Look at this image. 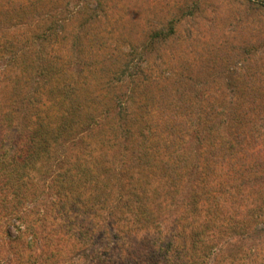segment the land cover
Here are the masks:
<instances>
[{"label": "trees", "instance_id": "1", "mask_svg": "<svg viewBox=\"0 0 264 264\" xmlns=\"http://www.w3.org/2000/svg\"><path fill=\"white\" fill-rule=\"evenodd\" d=\"M12 44L4 38L0 42L4 63L14 68L13 80H33L42 84L43 92H54L61 57L52 56L41 63L37 56L16 55ZM94 61L99 66L118 64L112 57ZM136 64L141 62L125 59L117 71L99 81L110 85L121 77L130 82L149 79ZM81 72L82 67L72 73ZM10 80L11 75L0 79V88ZM99 81L92 79L90 88L85 86L86 91L78 95L77 107L88 104L79 107L80 111L74 106L51 105L50 100L46 106L42 104L54 118L48 123L46 117L39 120H43L39 127L48 130L46 136L26 131L29 135L7 153L3 138L12 122L0 110V235L8 240L4 255L11 257L0 251V264H264L262 246L252 251L240 248L232 254L225 252L222 241L234 232L239 241L249 238L259 224L263 225L259 232L264 231V220H259L264 196V138L250 136L239 121L223 129L224 108L205 105L193 120V140L198 148L189 167L190 156L171 155L162 147V138L156 139L167 130V135H172L178 126L165 122L163 127L154 106L145 105L144 115L133 116L113 94L110 100L115 113L100 124L94 115ZM40 88L35 91L38 95ZM66 88H62L60 103L72 90ZM75 88L79 93L82 86ZM65 113L70 115L64 117ZM77 113L84 119L76 120L73 115ZM75 128L80 135H74ZM72 142L76 145L71 151L67 144ZM112 146L127 155L118 163L116 183L108 191L105 185L110 181L105 184L96 179L100 168L115 164ZM50 149L56 156L52 160L48 159ZM41 159L49 160L52 167L50 208H44L42 198H37L31 205L37 203L38 211L25 212L28 181L41 176V170L35 168ZM29 172L34 173L28 176ZM97 184L106 191L97 189ZM175 198L181 199L176 209L179 213L167 215L168 203ZM9 227L15 230L14 235Z\"/></svg>", "mask_w": 264, "mask_h": 264}, {"label": "rangeland", "instance_id": "2", "mask_svg": "<svg viewBox=\"0 0 264 264\" xmlns=\"http://www.w3.org/2000/svg\"><path fill=\"white\" fill-rule=\"evenodd\" d=\"M3 38L13 43L18 56H37L41 63L52 56L61 57L60 77L54 79L58 88L48 93L42 91V84L33 80L14 81V68L4 63L6 55L0 49V79L11 75V80L0 88V110L12 122L3 138L4 153L20 144L29 135L26 131L46 136L48 130L39 127L43 122L39 120L46 117V123L53 121L50 108L47 114L44 107L49 100L51 105L62 108H66L63 105L74 106L77 111L79 107L86 108L88 104L76 106L78 95L86 91L84 87L90 88L92 79L99 81L108 77L109 72L117 71L130 58L138 59L141 64H136V68L143 67L150 78L130 82L121 77L110 85L102 84V80L96 82L100 91L94 115L100 124L115 113L110 100L113 94L133 116L144 115L146 106L155 107L163 119V127L165 122L178 126L172 135H167V130L156 139L162 138L165 143L162 147L166 146L169 154L178 156L180 152L190 156L186 162L189 167L193 163L192 153L198 148L193 140V120L197 110L205 105L224 108L223 129L239 121L250 136L264 138V0H0V42ZM100 57L116 58L118 64L99 66L94 59ZM81 67V74L72 73ZM99 68L104 71L99 72ZM77 84L82 86L79 93ZM64 85L72 90L64 103H60ZM92 87L94 91L95 85ZM39 88L38 95L35 91ZM68 115L65 113L64 117ZM73 116L76 120L85 117L80 113ZM74 130V135H80L79 129ZM67 145L72 151L76 144ZM110 149L115 164L100 168L96 179L98 183L110 181L104 184L108 191L116 183L114 174L120 166L118 163L125 161L127 155L121 154L122 148L118 150V146ZM50 150L48 159L52 160L56 156L54 149ZM118 151H121L119 155ZM49 160L41 159L35 164L41 176L28 181L30 190L23 205L25 212L38 211L37 203L31 205L37 198H42L44 208H50L48 178L52 167ZM33 173L29 172L28 176ZM96 187L103 193L106 191L103 185ZM262 203L260 221L264 220V196ZM180 206L181 199L175 198L168 203L165 213L177 214ZM256 229V233L241 241L235 232L224 236L225 252L264 248V231L259 232L263 225H257ZM9 233L14 235L15 230L9 227ZM0 239L1 254L11 258L4 255L6 236L0 235Z\"/></svg>", "mask_w": 264, "mask_h": 264}]
</instances>
